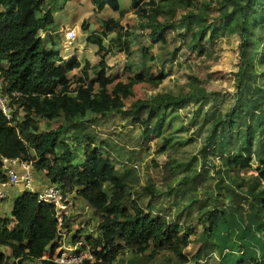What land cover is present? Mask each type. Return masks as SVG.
Returning <instances> with one entry per match:
<instances>
[{
    "label": "trees",
    "instance_id": "16d2710c",
    "mask_svg": "<svg viewBox=\"0 0 264 264\" xmlns=\"http://www.w3.org/2000/svg\"><path fill=\"white\" fill-rule=\"evenodd\" d=\"M70 1L0 0V83L15 108L12 122L0 112V182L6 180L1 158H18L32 164L48 183L60 186L64 198L74 194L81 199L101 220L96 237H85L95 257L93 264H113L124 248L137 255L152 248L150 257L165 249L172 256L167 264H201V257L207 258L206 264H264V189L248 187L244 202L241 199L223 202L232 190L230 184L224 185L225 179L241 183V188L247 182L238 175L253 172L258 180L264 181V142H259L251 128L244 132L243 139L237 138L235 142L221 134L217 136L216 128L235 117L234 108L223 116H214L207 145L202 150L216 157V161L219 159L221 167L217 170L224 172L225 178L212 210L199 218L204 234L199 236L196 253L191 257L186 252L191 243L188 238L191 223H171L163 216V207L155 202L163 194L152 182L140 184L136 165L124 162L126 169L118 172L115 166L119 162L112 160L110 144L105 142L107 150L102 143L101 148L96 147L94 135L85 136L81 156L60 138L67 125L76 128L85 123L107 125L112 119L109 115L114 113L120 117L116 123L122 121L129 126L121 132L120 142L132 147L131 154L136 155L138 148L147 152L151 140L159 141L158 153L168 156V165L162 168L166 177L174 175L178 166H184L177 157L184 144L175 140L177 130L167 118L178 115V110L191 102L206 101L208 94L198 80L191 78L186 94H156L124 107V101L134 95L135 86L158 85L165 75L145 70L141 59L147 49L141 51V58L134 60L137 66L127 64L123 74L110 71L107 56L133 57L130 45L133 26L123 25V19L135 11L134 15L144 22V36L151 47L166 44L167 34L181 26L185 32L178 35L184 41L189 40L190 49L199 55L221 32L236 39L238 63L233 74L237 98L245 79L255 74L258 65L264 68V53L261 55L259 47L264 43V0H217L216 6L212 0H130L129 8L123 0H89L97 14L107 9L112 12L109 19L99 21V30L91 36L99 62L89 68L77 59L63 60L58 49L53 44L48 46L43 39L44 34L60 30L57 15ZM179 9L183 14L177 23L175 16ZM39 120L57 123L62 120L64 125L40 132ZM259 121L262 131L264 118ZM233 125L229 122L228 128ZM226 146L230 152H222ZM193 161L188 164L189 169ZM191 173L185 179L199 184L203 174L197 169ZM164 195L169 196L170 191ZM242 203L251 209L249 213L239 214ZM159 204L164 206L163 201ZM174 205L171 202L169 209ZM202 209L203 205L195 206L188 216L198 215ZM57 231L54 208L39 202L36 193L25 192L14 199L9 213L0 214V264H56ZM84 232L81 230L76 238Z\"/></svg>",
    "mask_w": 264,
    "mask_h": 264
},
{
    "label": "rangeland",
    "instance_id": "374dc122",
    "mask_svg": "<svg viewBox=\"0 0 264 264\" xmlns=\"http://www.w3.org/2000/svg\"><path fill=\"white\" fill-rule=\"evenodd\" d=\"M198 1L202 2L204 0ZM212 2L213 6L218 3L217 0H212ZM123 3L125 7L129 8L130 0H123ZM225 8L227 9L228 7L226 6ZM134 12L133 10L130 11L123 19V25L133 26L134 28H131L133 39L130 44L134 50L132 52L133 57L127 58L125 54L114 57L107 56L106 60L110 71L114 74H123L125 66L127 64L136 65L134 60L137 57L141 58V51L147 49L149 50L148 53L142 56L141 59L144 62L145 70L154 75L164 74L165 78L158 85L141 84L135 86L133 89L134 95L124 101V107L129 108L136 100H144L156 94H170L172 96L186 94L189 91L190 84H192L191 78L198 80L208 94L206 101L191 102L184 109L178 110V115H169L167 118V121L177 130L174 135L175 140L184 144L177 152V157L180 160L182 159L184 166H178L174 175L171 174L169 178L166 177L165 170L162 167L168 165V156L167 154L158 153L161 143L154 139L148 143L147 152H141L138 148L136 155L131 154L130 150H132V147L120 142L121 132L129 126L122 121L121 124L119 121L116 123L115 120H120V117L114 113L109 115L112 119L107 125L104 123V125H101L98 122L94 124H79L78 128L67 125L60 138L81 156L85 136L94 135L96 137V147L101 148L102 146L99 143H102L105 150H107L105 142L110 144L112 148L111 158L113 161L119 162L115 166L118 172L126 169L124 162L128 165H136L135 174L138 176L140 184L145 186L152 182V185L163 194L158 201L155 199L159 207H163V216L168 218L171 223H179L181 225L185 224L186 221L191 223V234L188 235L191 243L186 249L188 256L191 257L196 253L199 236L204 234V228L199 218H204L207 212L212 210L213 205H215L213 200L221 188L223 178H225L224 172L217 170V168L221 167L220 162H218L219 159L217 158L216 161V157L213 158L212 154L209 156L202 151L203 147L207 145L208 136L212 130V121L217 114L223 116L231 108H234L236 110L235 117L228 120L224 126L216 128L217 136L222 135L224 139H230L231 142H235L237 138L239 140L243 139L244 132L251 128L259 142H264V129L261 131L259 127L260 117L264 118V76L262 75L264 68L258 65L255 74L245 79L241 92L235 98L236 91L233 73L236 71L238 63L236 39L229 38L225 33L221 32L216 36L217 38L213 44L206 46V51L199 55L190 49L189 40L184 41L178 35L185 32L184 26H181L174 28L167 34L166 44H157L151 47L146 36H144L146 33L143 31L144 22L139 17H136ZM182 14V10L179 9L175 16L177 23L180 21ZM57 16L61 24L60 30H56L50 35H43L47 45L53 44L65 61L77 59L87 68L97 64L99 59L94 55L96 49L91 42V36L99 30V21L109 19L112 16V12L107 9L102 14H97L89 0H72L67 3L65 10ZM71 30L74 31L76 39L72 43H68L65 40V33ZM49 38L51 39L50 41H48ZM139 42L141 43L140 47H138ZM259 47L262 49V55L264 53V43H260ZM150 58H153V60ZM137 63L138 66H142V63L138 61ZM231 121L234 125L229 129L228 123ZM38 124L40 132H47L64 125V122L62 120L58 123L39 120ZM241 132L243 134L237 137ZM77 137H80V139H77ZM113 144L117 145L115 149H113ZM119 148L124 150L121 151ZM229 150L226 146L222 152H230ZM235 151L238 152L237 149ZM138 157L140 158L138 159ZM192 160H194L191 164L192 169H189L190 165L188 164ZM195 169L200 174H203L199 177V184L185 179V176ZM32 171L33 180L39 179L40 176H43L44 179L42 173L35 171L33 168ZM241 177L247 182L241 188H239L241 183H232V181L225 179L224 185L230 184L229 186H231L232 190L226 194L223 202H236L237 199H241V202H244L243 198L247 194L248 187H256L257 191L264 189V181L258 180V176L253 172H249L247 175L241 172L238 178ZM167 191H170L169 196L164 195ZM25 192L26 190H24L22 185L12 188L7 194L8 199L0 201V206L6 207L11 202L10 198L18 199ZM66 199L73 205L72 212L66 223L69 236L73 237L76 232L80 233L81 230L90 231L86 235L93 234L91 233L92 231L96 233L97 226L101 223V220L94 214V211L74 194L67 195ZM162 201L164 206L159 204ZM171 202H175V205L169 209ZM145 204L146 201H143L142 206ZM200 205L204 207L201 213L198 215L193 213L189 217L190 209H195V206L198 207ZM205 208L210 209L205 211ZM227 208L231 210L230 206H226ZM240 211L239 214L244 215V212L249 213L251 209H248L246 203H242ZM0 214L6 213L0 211ZM86 235H83V238ZM151 250L152 248L146 250L142 255H137L134 252L132 253L131 249L124 248L113 264H167L172 258L171 254L165 249L159 250L157 254H153L150 257ZM88 255L93 258L90 253ZM214 255L216 254L212 256L217 259ZM206 259L201 257V264H204ZM31 264H37V262H32Z\"/></svg>",
    "mask_w": 264,
    "mask_h": 264
},
{
    "label": "built area",
    "instance_id": "2783aa9c",
    "mask_svg": "<svg viewBox=\"0 0 264 264\" xmlns=\"http://www.w3.org/2000/svg\"><path fill=\"white\" fill-rule=\"evenodd\" d=\"M75 39L74 31L71 30L65 33V40L68 43H72ZM14 109L10 97L3 93V87L0 83V112L9 122L13 121ZM1 165L6 180L0 183V201L6 200L7 191L10 188L18 187V185H22L24 189L33 190V171L30 163L18 158H1ZM39 202L49 204L55 208V220L59 229L62 230L65 218L72 212V206L67 199L63 198L60 187L49 186L46 188L39 194ZM60 236L64 237L65 233H60ZM81 244L79 243L74 247H64L55 262L58 264H81L84 260H91L92 257L88 255L87 250L79 251Z\"/></svg>",
    "mask_w": 264,
    "mask_h": 264
},
{
    "label": "clouds",
    "instance_id": "9594fccd",
    "mask_svg": "<svg viewBox=\"0 0 264 264\" xmlns=\"http://www.w3.org/2000/svg\"><path fill=\"white\" fill-rule=\"evenodd\" d=\"M32 165V164H31ZM32 168H33V166H32ZM1 183V182H0ZM49 186H58V185H51L50 183H49ZM49 186H47L46 188H48ZM58 187H60V186H58ZM15 188H17V187H15ZM24 188V187H23ZM46 188H44L42 191H44ZM12 188H10L8 191H7V194H8V192L11 190ZM61 189V188H60ZM24 190H26V192H31V193H36L37 195H38V200H39V194L42 192V191H37V187H35V179H34V183H33V190H27V189H24ZM62 190V189H61ZM63 192V191H62ZM63 198H64V196H63ZM8 199V198H7ZM65 199H66V197H65ZM42 203V202H41ZM71 203V202H70ZM44 204H46V203H44ZM49 205V204H48ZM71 206H73L72 205V203H71ZM53 207V206H52ZM54 208V207H53ZM54 210H55V208H54ZM70 215V214H69ZM69 215L65 218V221H66V219L69 217ZM57 223V222H56ZM65 223V222H64ZM66 226L67 225H64L63 226V228H62V230H60L59 229V227L57 226V236H56V240H55V243H56V245H57V255L55 256V258H54V262H55V259L60 255V253H61V251L63 250V248L64 247H74V246H76L77 244H79V243H82L80 246H79V251L80 250H87L88 251V253H90L92 256H93V254H92V252L90 251V247L87 245V243H86V241H85V238H83V235H86V234H88V233H90V231L89 232H84V233H82L81 235H80V238H76V236H78V234H76L75 236H73V237H70L69 236V231L66 229ZM62 232H64L65 233V236L64 237H61L60 236V233H62ZM91 233H93V234H89V236H92V237H96V233L95 232H91ZM88 236V235H87ZM86 237V236H85ZM226 252V251H225ZM43 258H46V255L43 257ZM90 261H91V263H94V261H95V257L93 256V258L91 259V260H84L81 264H85V263H90ZM56 263V262H55ZM90 263V264H91ZM56 264H58V263H56Z\"/></svg>",
    "mask_w": 264,
    "mask_h": 264
},
{
    "label": "crops",
    "instance_id": "0c3cea01",
    "mask_svg": "<svg viewBox=\"0 0 264 264\" xmlns=\"http://www.w3.org/2000/svg\"><path fill=\"white\" fill-rule=\"evenodd\" d=\"M44 175V174H42ZM37 181H39V183H37ZM47 186H49V183L47 182L45 176H44V179H43V176H40L39 179H35V187H37V191H42L44 188H46ZM15 198L11 199V202L6 206H0L2 212H5V213H9L10 212V207H11V204L13 203ZM76 234H78V232H76Z\"/></svg>",
    "mask_w": 264,
    "mask_h": 264
}]
</instances>
